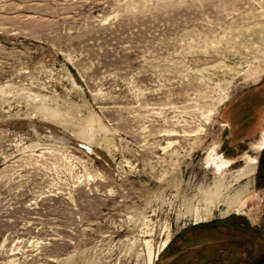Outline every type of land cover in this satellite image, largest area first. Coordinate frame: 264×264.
I'll return each instance as SVG.
<instances>
[{
  "label": "rangeland",
  "instance_id": "obj_1",
  "mask_svg": "<svg viewBox=\"0 0 264 264\" xmlns=\"http://www.w3.org/2000/svg\"><path fill=\"white\" fill-rule=\"evenodd\" d=\"M264 258V0H0V264Z\"/></svg>",
  "mask_w": 264,
  "mask_h": 264
},
{
  "label": "water",
  "instance_id": "obj_2",
  "mask_svg": "<svg viewBox=\"0 0 264 264\" xmlns=\"http://www.w3.org/2000/svg\"><path fill=\"white\" fill-rule=\"evenodd\" d=\"M256 264H264V258L258 261Z\"/></svg>",
  "mask_w": 264,
  "mask_h": 264
}]
</instances>
